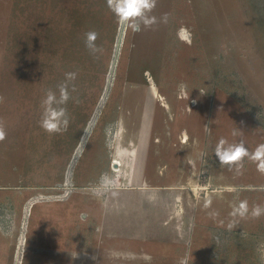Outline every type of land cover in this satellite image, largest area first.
<instances>
[{"label": "rangeland", "instance_id": "374dc122", "mask_svg": "<svg viewBox=\"0 0 264 264\" xmlns=\"http://www.w3.org/2000/svg\"><path fill=\"white\" fill-rule=\"evenodd\" d=\"M164 13L132 33L106 0H0V264H53L57 246L73 250L60 264H264V216L226 227L233 204L264 205V175L214 155L222 137L264 143V0H157ZM69 71L79 103L49 134L41 100Z\"/></svg>", "mask_w": 264, "mask_h": 264}, {"label": "clouds", "instance_id": "9594fccd", "mask_svg": "<svg viewBox=\"0 0 264 264\" xmlns=\"http://www.w3.org/2000/svg\"><path fill=\"white\" fill-rule=\"evenodd\" d=\"M108 9L115 16L117 23L124 25L132 33H139L145 29H152L154 26L163 23L167 24L170 20V14L164 13L157 18L152 15L156 8L157 0H106ZM185 29L180 32L183 35ZM96 31H88L85 36V47L89 53L98 58V54L103 52V48L96 44L98 39ZM191 42L190 40L188 41ZM78 73L69 71L64 73L65 79L57 86L56 90L47 89L44 98L41 100L42 113L39 120V127L49 134H58L67 131L69 125V113L67 104L70 100L79 103L78 98L73 97L72 93L76 91L74 81ZM71 89V90H70ZM240 133L233 130L232 135L237 136ZM6 138V131L3 121H0V142ZM214 155L223 166H227L230 171L242 174L243 162L248 159L257 165V171L264 175V143L257 145L254 151H250L245 142L241 139L239 142L230 143L225 138H220L214 148ZM212 200L206 199L203 204L204 210L211 209ZM230 219L226 225L229 231L236 229L241 220L259 219L264 216V205L255 204L250 207L248 200H240L233 204L229 212ZM209 219L217 222L219 226H225V222L219 219L220 212L216 209L207 211Z\"/></svg>", "mask_w": 264, "mask_h": 264}, {"label": "crops", "instance_id": "0c3cea01", "mask_svg": "<svg viewBox=\"0 0 264 264\" xmlns=\"http://www.w3.org/2000/svg\"><path fill=\"white\" fill-rule=\"evenodd\" d=\"M28 216V215H27ZM21 243L23 244V239L21 240ZM43 248V254L44 257L50 258L53 262V264H60L62 262H68L70 258L73 257V250L72 247L69 246V248ZM38 249H41L40 247ZM49 263V262H48Z\"/></svg>", "mask_w": 264, "mask_h": 264}, {"label": "water", "instance_id": "95a60500", "mask_svg": "<svg viewBox=\"0 0 264 264\" xmlns=\"http://www.w3.org/2000/svg\"><path fill=\"white\" fill-rule=\"evenodd\" d=\"M118 166L119 165L114 161L113 164H112L113 169H115V170L118 169Z\"/></svg>", "mask_w": 264, "mask_h": 264}]
</instances>
